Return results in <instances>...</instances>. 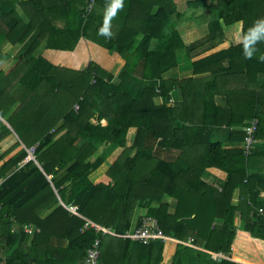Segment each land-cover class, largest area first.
I'll return each instance as SVG.
<instances>
[{
    "label": "trees",
    "instance_id": "1",
    "mask_svg": "<svg viewBox=\"0 0 264 264\" xmlns=\"http://www.w3.org/2000/svg\"><path fill=\"white\" fill-rule=\"evenodd\" d=\"M3 2L0 62L5 43L21 51L9 72L0 71V141L12 134L4 118L21 143L0 154V264H84L96 238L98 264H162L166 241L142 244L82 230L87 219L122 235L140 225L143 215L132 225L135 207L177 240L170 264H264V40L251 59L243 52L248 30L264 19V0L189 3L211 12L208 34L190 45L175 28L181 19L175 0H124L111 18L105 17L111 0H9L10 8ZM107 23L111 39L98 35ZM225 28L235 44L192 60L190 52L222 44ZM81 38L124 60L116 81L100 64L73 70L40 54L71 51ZM181 49L189 55L186 67L207 77L175 76ZM252 119L257 143L245 155L240 142ZM130 128L136 136L126 146ZM216 131L231 145L214 140ZM30 148L35 160L21 165ZM156 149L177 155L167 160ZM210 168L226 174L217 186L206 180Z\"/></svg>",
    "mask_w": 264,
    "mask_h": 264
},
{
    "label": "rangeland",
    "instance_id": "2",
    "mask_svg": "<svg viewBox=\"0 0 264 264\" xmlns=\"http://www.w3.org/2000/svg\"><path fill=\"white\" fill-rule=\"evenodd\" d=\"M2 1H4L3 5L5 7L10 8L9 0H8V2H7V0H2ZM175 1L179 5L178 7L181 8V19H179L176 22L175 28L180 35L182 43L184 45H190L193 42H196V41L204 38L209 32L208 23H209L210 15H211L210 10H208L205 7H199L197 9H195L194 7H191L189 5V3L194 2L195 0H175ZM92 6H93V2L91 1L89 7L92 8ZM22 12L23 13L19 12L20 15L22 17H24V16L27 17L26 14L24 13V11H22ZM102 13H104V12H102ZM1 25H3L2 22H1ZM231 32L232 31L230 29L225 28V33H224L225 38H224V42L222 44L216 46L213 49L207 50L203 53L200 52L196 55H192V52H190V57L192 58V60H196V59H198V58H200L206 54H209L210 52L221 49V47H224L226 45L235 44L236 38H234L232 36ZM6 44L7 43H5L2 46V48H1L2 51H3V49L5 50L7 48V47H4V46H6ZM76 46H77V48H76ZM76 46H75V49L71 50L70 52L63 51V52L56 54V56H55V54H53L55 52L49 53L47 51H41L40 54L48 60L49 59L53 60L55 62L54 63L55 65L67 67V68L73 69V70H80L81 71L88 65V63L100 64L101 66H103L109 70V72L114 76V81H116V78H117L118 74L120 73V71L122 70L123 64H124V60L120 56L116 55L115 52L108 50V48L101 47V46H99V45H97V44H95V43H93V42H91L85 38H81L78 41ZM206 47H208V45H206ZM15 51H16V49H14L12 51H7V52L14 53ZM20 51L15 52L16 53L15 57H17L20 54ZM188 58H189V55L185 51H183V49L179 50V60L181 62V66L179 68L175 69V71L177 73V74L175 73V76H178L179 79H181V72H183L185 70H191V69L186 67V65L189 64ZM3 62L4 61L0 62V71H3L4 73H6L4 70H7L6 69L7 67H5ZM11 67H9V68H11ZM181 67H184V68L181 69ZM173 100L174 101H172L171 105H174L178 101L176 99H173ZM126 146H132V140L127 141V136H126ZM33 150H34L33 148L28 149L29 155L30 154L33 155ZM154 153L157 156L164 158V159H167V160H173L177 155V152H175V151L166 152V151H161L159 149H156V152H154ZM94 157H95V155L93 156V158ZM214 185L217 186V184H214ZM140 210H144V209H141L139 207H135V210H134L133 216H132V225H134L136 223L137 217H141L140 215L139 216L135 215ZM171 210H172V208H171ZM235 224L238 225V223H235ZM107 229H109V228H107ZM131 229H133V228H131ZM109 230H111V229H109ZM168 246H171V245L168 244ZM168 256L170 257L171 255L169 254Z\"/></svg>",
    "mask_w": 264,
    "mask_h": 264
},
{
    "label": "crops",
    "instance_id": "3",
    "mask_svg": "<svg viewBox=\"0 0 264 264\" xmlns=\"http://www.w3.org/2000/svg\"><path fill=\"white\" fill-rule=\"evenodd\" d=\"M107 16L108 15L105 14V17H107ZM110 22H111V20H110ZM226 46H229V45H226ZM226 46H224V47H226ZM4 47H7V48L5 50L3 49V51H2L3 53H5V57L3 58L2 61H4L3 63L5 65V67H7L6 68L7 70H4L7 73L14 66V64L16 62V60H15L16 53L15 52H18L20 50V47L19 46H13L10 43H7L6 46H4ZM224 47H221V48H224ZM76 48H77V46H76ZM14 49H16V51L14 53L7 52V51H12ZM41 51H47L49 53L55 52V53H53V54H55V56H56V54H58L60 52H63L61 50H54V49H41ZM66 52H70V51H66ZM50 62L53 63V64L55 63L53 60H50ZM9 67H11V68H9ZM207 76H208V74H206V73H203V74H200V75L199 74L198 75H194L192 70H185V71L181 72V80L187 79V78H190V77L201 78V77H207ZM262 80H263V77H260L259 81H262ZM155 101H156L157 104H161L162 103V99L161 98H156ZM218 102H219V104H221L222 100L220 99ZM1 120L3 122L4 121L7 122L4 118H1ZM101 123H102V125H105L106 121L102 120ZM10 130L12 131V134L7 135L2 141H0V154L3 151L7 150L9 147H11L15 143V141H20L19 138H18V135L13 131V129L11 128ZM135 136H136V129L135 128H130L129 131H128V134H127V141L128 140H132V144H133ZM213 138H214V140L221 141L225 146H230L231 145V143L227 141V136L225 137V135L223 134L222 131H218L217 133H215ZM20 143H21V141H20ZM242 144H243V141L240 142V145H242ZM26 150L28 152V149H26ZM32 156L33 155H31V154L28 155V157L21 163V165L24 164L26 161H28L30 159L35 160L34 156L33 157ZM113 157L114 156H112V158L111 157L108 158L107 161L105 163H103L102 166H100L99 169L96 172L91 174L90 178L92 180H94V181L97 180L98 178H100L105 173V171H106L107 167L109 166V164L114 160ZM36 163L39 166V168L42 170L44 175L46 176L47 180L49 181V183H50V185L52 187V190H53V192L55 194V197L58 200L59 204H64L63 201H62V198H61V196H60V194L58 192V190L54 186L53 180L44 172V170L41 168L40 164L38 162H36ZM225 177H226V174L223 171L218 170L216 168H210V169L207 170L206 180H208L210 182H213L214 184H218L219 182L224 181ZM261 195L264 196V192H262ZM56 206H57V204L54 207H52L51 209H49V210H45V211L41 210V214H40L41 217L45 218L47 215H49L51 213L52 210H54L56 208ZM144 214H145V210H140L135 215L142 216ZM137 218L139 219V217H137ZM136 221H137V219H136ZM235 223H238V226H240V228H241L240 220H239L238 217L235 218ZM13 228L19 229V226L17 224H13ZM175 243H177V240H174V239H171V238L170 239L168 238V240L165 242V248H164V252H163L162 264H170V261H171V258H172V255H173V252H174V249H175ZM168 244H170L171 246H168ZM169 254L171 255L170 257L168 256Z\"/></svg>",
    "mask_w": 264,
    "mask_h": 264
},
{
    "label": "built area",
    "instance_id": "4",
    "mask_svg": "<svg viewBox=\"0 0 264 264\" xmlns=\"http://www.w3.org/2000/svg\"><path fill=\"white\" fill-rule=\"evenodd\" d=\"M173 100L171 99L170 102ZM78 105L76 104L74 106V109L77 110ZM258 121L256 119H252L249 124L243 128L244 132V140H243V151L245 155H248L252 149H254L257 139L255 138V133L257 129ZM68 210L71 211L73 214H78L76 211L75 206H67ZM87 228H93L96 232H102L103 234H110L113 236H119L123 238H129L133 241H137L142 244H148L155 240H162L167 241L168 238L163 234L162 230L159 228V225L157 223V220L154 217L143 215L141 218L140 225L132 230L126 231L122 235L115 234L111 230L104 228L90 220H85V224L82 228V230H85ZM32 227H26L25 231L28 234H31L33 232ZM170 239V238H169ZM100 243L101 240L99 238H96L90 247L86 251V259L84 264H98V259L100 255ZM186 244L191 245L189 242H186ZM212 258L214 259H220V258H227L221 253H211Z\"/></svg>",
    "mask_w": 264,
    "mask_h": 264
},
{
    "label": "clouds",
    "instance_id": "5",
    "mask_svg": "<svg viewBox=\"0 0 264 264\" xmlns=\"http://www.w3.org/2000/svg\"><path fill=\"white\" fill-rule=\"evenodd\" d=\"M124 0H111V3L105 9V14L109 18L114 17L120 9L123 8ZM98 35L103 36L105 39H111L113 33L111 31L110 23L102 26L98 31ZM264 40V19L256 21L247 33V40L244 43L243 52L246 59H251L256 51L255 45ZM259 59L264 61V56H260Z\"/></svg>",
    "mask_w": 264,
    "mask_h": 264
},
{
    "label": "water",
    "instance_id": "6",
    "mask_svg": "<svg viewBox=\"0 0 264 264\" xmlns=\"http://www.w3.org/2000/svg\"><path fill=\"white\" fill-rule=\"evenodd\" d=\"M4 123L10 128L9 124L7 122L4 121ZM11 129V128H10ZM33 157V156H32Z\"/></svg>",
    "mask_w": 264,
    "mask_h": 264
}]
</instances>
